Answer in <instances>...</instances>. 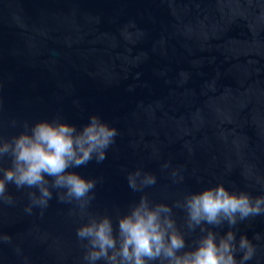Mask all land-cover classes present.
I'll list each match as a JSON object with an SVG mask.
<instances>
[{
    "label": "water",
    "instance_id": "95a60500",
    "mask_svg": "<svg viewBox=\"0 0 264 264\" xmlns=\"http://www.w3.org/2000/svg\"><path fill=\"white\" fill-rule=\"evenodd\" d=\"M94 114L119 135L103 162L67 170L97 181L94 199L82 214L53 190L27 214L34 190L9 184L0 264H84L77 228L103 215L118 228L145 193L173 205L186 233L175 205L189 193L223 183L264 195V0H0V137L58 115L83 127ZM138 168L158 178L142 192L128 186ZM234 230L264 237V215ZM200 235L187 233L188 246ZM253 243L249 264H264V239Z\"/></svg>",
    "mask_w": 264,
    "mask_h": 264
},
{
    "label": "clouds",
    "instance_id": "9594fccd",
    "mask_svg": "<svg viewBox=\"0 0 264 264\" xmlns=\"http://www.w3.org/2000/svg\"><path fill=\"white\" fill-rule=\"evenodd\" d=\"M23 127L25 131L11 139L0 137V161L11 157L10 166L0 163V202H14L10 194L6 195L8 185L14 184L18 190H34L28 193L27 214L34 208L46 209L53 190L60 202H75L84 214L94 199L97 181L67 170L93 159L103 162L119 135L118 128L95 114L83 127L59 115L34 123L25 121ZM172 176L175 179L177 172ZM157 179L139 168L127 175L134 192L155 185ZM179 179L182 181L183 176ZM256 183H264V177H257ZM175 207L185 212L187 233L197 229L201 233L191 247L187 233L177 223L174 206L153 203L145 193L118 218V228L109 215L93 216L77 228L76 236L85 247L84 264H249L256 256L253 240L264 237L257 233L253 239L246 234L237 239L234 229L250 217L264 215V195L230 190L219 183L189 193ZM225 224L226 233L213 230ZM9 240L7 235L0 236V242Z\"/></svg>",
    "mask_w": 264,
    "mask_h": 264
}]
</instances>
